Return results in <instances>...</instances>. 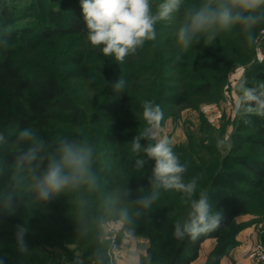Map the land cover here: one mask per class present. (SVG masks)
<instances>
[{
	"label": "trees",
	"instance_id": "16d2710c",
	"mask_svg": "<svg viewBox=\"0 0 264 264\" xmlns=\"http://www.w3.org/2000/svg\"><path fill=\"white\" fill-rule=\"evenodd\" d=\"M19 1L0 0V119L6 125L30 126L50 143L58 135L72 138L84 134L98 143L105 154L96 164L100 191L69 193L48 205H30L29 198L24 196L21 199L25 203L13 214L0 207V259L5 264H72L79 254L84 263H92L88 257L95 248L104 245L94 232L85 236L77 232L76 197L82 195L87 199L92 214L99 217L104 215L105 197L117 187L130 186L133 196L137 188L147 189L152 162L137 171L136 156L130 145L144 127L142 101L154 99L161 106L163 124L169 119L177 120L185 110H198L204 100L217 98L228 85L229 69L225 64H229L230 58L248 57L252 47L234 28L221 33L211 44L201 41L181 52L175 40L179 18H175L157 25V41L146 42L135 55L118 63L87 42L79 0H26L24 5ZM31 14L40 22L36 27H15L19 20ZM262 29L264 25L257 28V33ZM53 38L63 39L68 45L60 52L61 56H53L49 65L29 62V56H34L40 45L48 44ZM246 77L250 86L256 85L254 80L264 82V63L250 67ZM119 78L126 81L123 92L112 89L111 83ZM4 102L8 108L3 106ZM203 124L206 138L196 142L189 135V145H174V151L187 165V177H201L200 187L209 191L214 208L223 209L225 225L197 241L185 239L173 243L168 251V243L156 247L155 239L166 232L172 234L175 220L184 218L187 212L180 194L164 192L152 210L124 225V230L139 229L151 241L148 255L154 261L161 257L162 264H192L199 257L203 242L221 241L230 231L212 255L213 263L218 264L224 255L223 246L239 230L236 218L246 214H256L258 220L264 218V161L252 156L250 151L241 155L244 144L264 149V117H240L236 132L229 139L219 138L224 140L223 145L213 134L209 135L213 128L207 121ZM248 130L252 134H244ZM228 146L230 155L226 156L223 151ZM9 154L7 162L14 159L12 152ZM230 163L248 174L231 171ZM237 177L242 178L247 190L234 191L224 182ZM176 197L179 203L174 202ZM39 211L56 217L60 223L45 228L41 220L37 221ZM17 223H27L29 227L28 254L17 251L14 238ZM70 244L77 248L70 249ZM56 248L61 251L55 253Z\"/></svg>",
	"mask_w": 264,
	"mask_h": 264
},
{
	"label": "clouds",
	"instance_id": "9594fccd",
	"mask_svg": "<svg viewBox=\"0 0 264 264\" xmlns=\"http://www.w3.org/2000/svg\"><path fill=\"white\" fill-rule=\"evenodd\" d=\"M87 42L98 48L105 57L123 63L127 57L157 41V25L179 18L175 40L181 52H186L201 41L211 44L224 32L236 28L249 47L258 42L257 28L264 25V0H79ZM5 43H7L5 41ZM155 46V45H154ZM179 59V56L177 57ZM112 84L116 92H123L126 81L117 79ZM233 113L247 117H264V82L250 86L246 76L234 80ZM142 130L132 138L131 152L136 156L137 171L152 162L148 187H117L104 200V215L94 216L91 205L82 195L76 197L77 232L85 236L94 232L99 241L115 232L116 226L130 225L152 210L162 194L174 191L187 206L184 218L175 220L173 238L177 241H197L202 236L217 232L225 225L223 209L214 208L209 191L201 188V177H187L188 167L174 151V141L163 133L164 111L154 99L142 101ZM146 141V143H142ZM220 145L224 140H219ZM8 148L14 159L6 162L0 157V207L9 214L25 203L48 205L69 193L81 190L93 193L101 190V178L96 169L100 145L87 135L72 138L58 135L50 143L30 126L16 125L11 134L0 130V150ZM27 223L15 225L17 251L28 254ZM111 249V251H110ZM92 264H152L150 255L142 250L121 248L114 243L98 246L88 257ZM0 264H5L0 259ZM72 264H84L77 257Z\"/></svg>",
	"mask_w": 264,
	"mask_h": 264
},
{
	"label": "rangeland",
	"instance_id": "374dc122",
	"mask_svg": "<svg viewBox=\"0 0 264 264\" xmlns=\"http://www.w3.org/2000/svg\"><path fill=\"white\" fill-rule=\"evenodd\" d=\"M24 1L26 0H20L19 2L20 4L24 5L25 3ZM54 7H57L56 3L54 4ZM39 23L40 22H38V19H36V17L33 16V14H31L29 18L19 20V22L15 25V27L16 28L36 27ZM257 36H258L257 45L255 47H252V51L250 52L248 57L230 58L231 61L229 62V64H225L228 66L229 69L228 85L223 87V91L218 95L217 98L212 100L206 99L201 104V107L198 110H193V109L185 110L181 113V115L177 118V120L169 119L163 124L162 134L168 135L174 141V145H178V146L181 145L184 147L188 146L189 135L192 136L193 140L196 142L197 139L201 140L203 138H206V134L203 133L206 132L203 121H207L210 127L213 128V131H210L208 133L209 135L213 134L216 140H219V138L224 140L229 139V135L232 134L233 131L234 133L236 132L238 126L240 125V116H236L233 113V102L235 99L234 80L239 76H246V72L250 67L264 63V29L260 30L257 33ZM52 41H53V45L50 46L49 44ZM67 47L68 45L64 42L63 39L53 38V40H50L48 44L44 43L43 45H40L38 51L34 53V56H29L30 57L29 62L34 64L49 65L50 59L53 56L60 55V52L64 51V49H66ZM66 71H70V70L66 69ZM253 82L255 84H258L261 81L254 80ZM89 97L91 96L89 95ZM4 103L5 104H3V106L8 108L7 103L6 102ZM14 128H15L14 124L10 125L8 123L6 125V122L0 119V130H4L6 134H11L14 131ZM244 134L250 135L252 134V132L248 130ZM244 148L245 150L241 153V155H248L251 152H253L251 153L252 156L264 161V149L254 147L251 144H244ZM229 149L230 147L228 146L227 150L223 151L226 154V156L230 153ZM9 153H11V150L8 148L0 150V157H2L7 162L10 155ZM228 168L231 169V171L233 170L239 173L248 174L242 167L234 163L233 164L230 163ZM5 181H6V177L0 179V185L4 184ZM224 182L226 183V185L230 186V188L233 189L234 191H242V190L244 191L248 189V186L245 185L242 181V178L239 177L235 178L234 181H231L229 183L226 180H224ZM259 192H261V190ZM261 195L262 194H260V197ZM174 202L179 203V198L176 197L174 199ZM185 215L186 213H184V216ZM38 220H41V225L43 224L45 228H48L49 226H53L56 223H60V220H58L56 217L50 216L43 211L38 212L37 221ZM60 230L63 229L61 228ZM229 235H230V231L224 234L221 241L218 242L219 247L229 237ZM155 240H157L155 244L156 247H158V244L168 243L169 246H167V251L170 250V248H172L171 244L173 243L176 244L179 242L173 238L172 234H169L167 232L164 233L163 236H159ZM130 241L136 242L137 248L142 250L143 254L145 255H148V251L152 248L151 241L148 238L144 237L139 229L127 228L124 230V226H123L122 232L120 234V241H119L120 247L127 248L131 243ZM261 242L264 244L263 241ZM102 243L104 247H107L109 244L108 238L106 237V240L102 241ZM69 247L70 249L77 248V246L74 244H70ZM60 251L61 250L59 248H56L54 250L55 253H59ZM77 255L80 258V255L79 254ZM209 259L210 260L208 264H214L213 258L210 257ZM160 262L161 264L164 262V260H162L161 257H159L156 261L152 259V264H159ZM84 264H92V263H84Z\"/></svg>",
	"mask_w": 264,
	"mask_h": 264
},
{
	"label": "crops",
	"instance_id": "0c3cea01",
	"mask_svg": "<svg viewBox=\"0 0 264 264\" xmlns=\"http://www.w3.org/2000/svg\"><path fill=\"white\" fill-rule=\"evenodd\" d=\"M258 219L259 216L256 214H246L236 218L239 230L231 236L226 246H223L224 255L219 259L218 264H262L255 263L250 257L253 246L259 241L264 242V218ZM130 242L128 247L137 248V241ZM218 242V239H208L203 242L199 257L192 264H208L209 258L219 246Z\"/></svg>",
	"mask_w": 264,
	"mask_h": 264
},
{
	"label": "built area",
	"instance_id": "2783aa9c",
	"mask_svg": "<svg viewBox=\"0 0 264 264\" xmlns=\"http://www.w3.org/2000/svg\"><path fill=\"white\" fill-rule=\"evenodd\" d=\"M123 226L117 225L116 230L110 236H108L109 243H114L115 245L120 246V234L122 232ZM111 251V249H110ZM250 257L255 263H262L264 264V244L259 241L254 246L250 253Z\"/></svg>",
	"mask_w": 264,
	"mask_h": 264
}]
</instances>
